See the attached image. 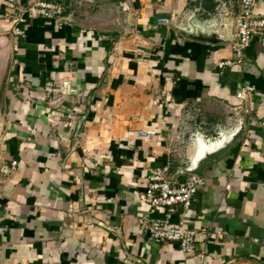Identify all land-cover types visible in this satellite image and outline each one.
Here are the masks:
<instances>
[{
    "label": "crops",
    "instance_id": "0c3cea01",
    "mask_svg": "<svg viewBox=\"0 0 264 264\" xmlns=\"http://www.w3.org/2000/svg\"><path fill=\"white\" fill-rule=\"evenodd\" d=\"M3 1L0 163L17 169L0 188V264H264V35L219 69L231 42L178 30L228 38L239 0H15L12 17ZM35 1L61 12L29 16ZM241 122L188 209L143 199L149 167L168 162L181 182L196 150ZM143 214L198 229L191 251L153 240Z\"/></svg>",
    "mask_w": 264,
    "mask_h": 264
},
{
    "label": "built area",
    "instance_id": "2783aa9c",
    "mask_svg": "<svg viewBox=\"0 0 264 264\" xmlns=\"http://www.w3.org/2000/svg\"><path fill=\"white\" fill-rule=\"evenodd\" d=\"M257 0H239L240 10L235 22L234 40L231 42L232 54L217 62V67L222 69L233 65H244L246 60V50L250 41L254 37L264 35V17L255 14ZM3 5L8 9L7 17H12L17 9L15 0H4ZM24 11L32 17L42 16L45 18L57 17L61 12L59 4L35 1ZM22 21L21 15L12 19L11 32L15 36H22L23 29L19 23ZM158 21L167 22L161 18ZM243 91L237 93V97L242 98ZM148 134H153L151 131ZM170 164L168 162L160 166L149 167L146 175V183L142 192L143 199L152 207H171L179 205L183 210L190 207L197 188L203 184V177L187 176L181 182H174L167 178ZM17 169L14 160L0 163V188L12 172ZM136 224L155 241L176 242L182 252L191 251L198 229L189 228L182 219H172L171 217H151L143 214L137 217ZM204 231V229H200Z\"/></svg>",
    "mask_w": 264,
    "mask_h": 264
},
{
    "label": "water",
    "instance_id": "95a60500",
    "mask_svg": "<svg viewBox=\"0 0 264 264\" xmlns=\"http://www.w3.org/2000/svg\"><path fill=\"white\" fill-rule=\"evenodd\" d=\"M179 31L182 33L191 36L193 38L209 41L212 43L216 42H223L228 43L232 42L235 38L234 33L232 32L230 34V37L228 38H222L218 36L214 32L207 31H200L197 33H194L192 31H187V29L178 28ZM208 35V36H207ZM244 130V124L241 122L229 135H222L217 134L213 138V141L202 145V149L196 150L197 158L192 161L191 164L184 167L179 171L181 174H185L187 176H196L201 177L203 176L204 170L216 159L223 156L228 152V150L233 147L238 140L242 138ZM200 137V135H198ZM197 138V137H196ZM203 138V137H202ZM207 142H209V139H207Z\"/></svg>",
    "mask_w": 264,
    "mask_h": 264
}]
</instances>
